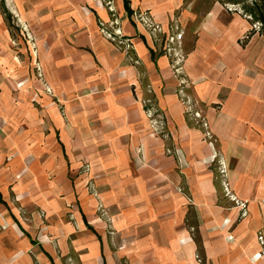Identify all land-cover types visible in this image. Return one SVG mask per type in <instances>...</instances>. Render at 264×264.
Returning a JSON list of instances; mask_svg holds the SVG:
<instances>
[{"label": "crops", "instance_id": "1", "mask_svg": "<svg viewBox=\"0 0 264 264\" xmlns=\"http://www.w3.org/2000/svg\"><path fill=\"white\" fill-rule=\"evenodd\" d=\"M126 1L130 14L124 0L1 7L0 264H68L76 247L106 263L264 264V45H242L236 14ZM12 16L31 60L13 56ZM81 168L113 209L115 251L103 226L76 239L60 222Z\"/></svg>", "mask_w": 264, "mask_h": 264}, {"label": "rangeland", "instance_id": "2", "mask_svg": "<svg viewBox=\"0 0 264 264\" xmlns=\"http://www.w3.org/2000/svg\"><path fill=\"white\" fill-rule=\"evenodd\" d=\"M194 2H196L195 5ZM4 3L5 0H0V12ZM185 9L198 14L205 13L207 11L209 12L215 9H218L219 12L228 13L230 15L236 14L241 18L246 19L249 25L248 31L245 33L243 38L240 39L242 45H248L250 42H256V44L264 45V37L262 36L264 34V28H262L259 22V18L264 16V0H186V3H184V5H182L180 9L177 10V12L181 13ZM9 20L11 26L10 32L13 37L10 43L13 56H17L23 61L27 55V58L31 60L29 54L31 53L30 51H32L31 49L35 48L33 38L27 33L25 27L17 26V19L12 16V18H9ZM2 32L6 35L5 28L2 30ZM2 32H0V35H2ZM2 72L3 71H1V73ZM82 170L83 168L73 171L75 173L74 178L72 174L69 179L71 186H75V198L69 203V207L67 208L68 211H64L62 214H60L59 219L62 220L60 222L71 226L72 229L70 233H68V236L76 239L80 236L82 237L83 234H85L84 236L92 234V236L98 239V227L103 226V230L106 231L105 235L108 239V248L115 251L117 246L113 240L115 215L112 211L113 209H109L108 207L105 208L99 205L98 197L95 196L97 189L90 179L83 183L85 189L84 191H86L87 197L84 198L81 196V192L79 191L82 189L83 185L81 182H79V178L77 176H81ZM88 200H91L93 205L90 206L88 213L86 211L83 213L82 207ZM82 218H85L86 224L90 226V229L86 228V230L84 229L83 232H81V229H79L82 227ZM87 255L88 254L86 253L83 254L82 250L76 247L74 254L68 255L64 261L68 264H133V262L127 258L123 259L121 262H119V260H114V254H112L113 261H108V263H106L104 260L103 255L99 254L97 251L94 252V256L90 257V261H87Z\"/></svg>", "mask_w": 264, "mask_h": 264}, {"label": "trees", "instance_id": "3", "mask_svg": "<svg viewBox=\"0 0 264 264\" xmlns=\"http://www.w3.org/2000/svg\"><path fill=\"white\" fill-rule=\"evenodd\" d=\"M124 7L127 10V13L130 14L128 2L126 0H124ZM259 22H260L262 28H264V16H262V17L259 18ZM262 36L264 37V34Z\"/></svg>", "mask_w": 264, "mask_h": 264}, {"label": "built area", "instance_id": "4", "mask_svg": "<svg viewBox=\"0 0 264 264\" xmlns=\"http://www.w3.org/2000/svg\"><path fill=\"white\" fill-rule=\"evenodd\" d=\"M220 167H221L222 172H224L223 169H222L223 165H220ZM224 189L227 191V186H224ZM258 239H259V241H261L262 237L259 236Z\"/></svg>", "mask_w": 264, "mask_h": 264}]
</instances>
